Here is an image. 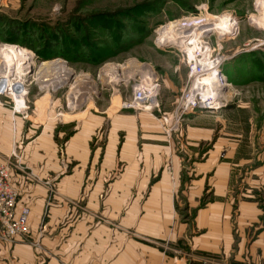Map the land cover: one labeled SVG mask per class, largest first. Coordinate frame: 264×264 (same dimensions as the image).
I'll use <instances>...</instances> for the list:
<instances>
[{"label": "crops", "instance_id": "obj_1", "mask_svg": "<svg viewBox=\"0 0 264 264\" xmlns=\"http://www.w3.org/2000/svg\"><path fill=\"white\" fill-rule=\"evenodd\" d=\"M45 95L26 115L0 99V159L20 142L41 178L12 170L41 248L0 242V264H264V173L200 152L206 128L171 136L153 114L111 104L64 139Z\"/></svg>", "mask_w": 264, "mask_h": 264}, {"label": "rangeland", "instance_id": "obj_2", "mask_svg": "<svg viewBox=\"0 0 264 264\" xmlns=\"http://www.w3.org/2000/svg\"><path fill=\"white\" fill-rule=\"evenodd\" d=\"M126 10L137 25L123 19L121 13ZM0 16L11 25L0 36V75L8 71L28 79L32 109L33 101L46 94L39 104L54 108V120L64 139L73 134L74 123L81 121L91 107L112 104L122 108L133 87L150 89L151 71L158 84L152 95H157L162 112L169 117V124L164 125L168 135L177 133L185 138L190 125L206 128L200 152L217 151L221 160L234 164L236 174L252 172L245 176L253 180L264 173V0H0ZM101 16H113L117 18L115 23L121 21L123 31L119 34L126 38L125 50L100 65L92 63L93 56L82 53L73 61L60 56V40L70 35L82 44V31L86 33L91 21ZM184 18L191 20L190 29L177 30L166 38L160 35L170 22ZM12 22H17L20 29L12 30ZM203 24L206 26L197 36L196 27ZM208 27L211 30L203 33L202 29ZM185 33L191 37L179 39ZM38 35L42 42L35 41L39 48L36 52L26 43ZM5 51L9 52L6 57L10 63L5 62ZM16 52L25 53L26 60H19ZM209 54L230 83L220 93H210L223 96L219 100L222 107L180 113L177 123L179 100L195 84L196 77L189 74L193 58L201 60ZM52 60L65 61L73 74L67 76L68 69L62 63L40 68L43 61ZM132 62L139 67L130 65ZM117 64L130 68L113 67ZM135 111L153 114L149 110ZM259 185L256 197L264 209V185Z\"/></svg>", "mask_w": 264, "mask_h": 264}, {"label": "built area", "instance_id": "obj_3", "mask_svg": "<svg viewBox=\"0 0 264 264\" xmlns=\"http://www.w3.org/2000/svg\"><path fill=\"white\" fill-rule=\"evenodd\" d=\"M201 60L200 58L197 60L196 57L195 59L193 58L194 64H191L189 74L190 77H196L195 84L191 86L190 93L183 95L179 100L176 108L177 123H179L181 117L179 115L180 113L182 114L186 111H194L196 109H219L222 107L214 102L213 95L202 91L203 84L201 88L199 87L200 90H195L194 88V86L201 84L203 81L206 69L217 62L216 60H212L210 54L209 57H204ZM187 61L190 63V58ZM208 62H210V65L207 64ZM155 80H157L156 77L149 80L151 88H146L148 92L144 88L133 87V93L122 101L121 107L123 109L149 110L153 114L157 112V115L154 114L155 117L161 123L163 122L164 125H168L169 117L162 112L157 95H152V90L158 87ZM29 94L28 79L18 74L2 71L0 75V99L1 97H8L11 100L14 114L23 113L26 115L27 110L30 108L28 102ZM218 102L220 101L218 100ZM21 144L15 141L10 155L5 159H0V242L7 245L28 242L36 247H41V241L33 237V230L30 223V208L28 206H19L20 189L15 186L12 180V170L19 169L29 178L41 181V178L24 164ZM46 184L50 186L51 182L46 181Z\"/></svg>", "mask_w": 264, "mask_h": 264}, {"label": "trees", "instance_id": "obj_4", "mask_svg": "<svg viewBox=\"0 0 264 264\" xmlns=\"http://www.w3.org/2000/svg\"><path fill=\"white\" fill-rule=\"evenodd\" d=\"M142 6V5H141ZM123 19H130L129 22L131 25H137L138 21L130 16V10L122 11ZM103 18V19H102ZM117 18L101 16L100 19L96 21H91L92 23L88 28H86V33L82 31V44L80 40H75L73 37L68 35L66 39L60 40L63 42L62 49L60 51V56L64 57L67 60L73 61V58L77 54H85L90 57H94L92 60L94 64L100 65L107 61L109 58L115 57L118 52L122 49L127 48L126 38L121 36L119 33L123 31L122 23L120 20H117L116 23L114 20ZM10 21L4 20L0 16V36L5 29H10ZM12 30L20 29L18 28L17 22H12ZM140 29V28H139ZM138 29V31H139ZM41 37L38 35L36 37L31 36L29 43H26V46L36 52H39V48L36 45V40L42 42ZM61 39L58 37V40ZM17 43H21L18 39L14 40ZM39 42V41H38ZM82 47V50H81ZM41 57V55H40ZM42 58H49L43 57ZM84 60L82 59V62Z\"/></svg>", "mask_w": 264, "mask_h": 264}, {"label": "bare ground", "instance_id": "obj_5", "mask_svg": "<svg viewBox=\"0 0 264 264\" xmlns=\"http://www.w3.org/2000/svg\"><path fill=\"white\" fill-rule=\"evenodd\" d=\"M204 21V20H203ZM203 21L201 20V22L203 23ZM199 22V21H198ZM198 22H196V23H198ZM188 23L190 24L191 23V20L189 19V18H184V19H180V20H177V21H172V22H170L169 24H168V26L167 27H164V28H162L161 29V31H160V35L163 37V38H166L167 36H169L171 33H174V32H177V30H181L182 31V29L184 28L185 30L186 29H190L189 27H190V25H188ZM194 24L195 26L197 25V24ZM206 23H208V22H206ZM213 25V24H212ZM202 26H206V24H203V25H201V26H199V27H196L197 29L196 30H198V32H196V35L197 36H199L202 32H200L199 31V29H201V27ZM176 30V31H175ZM203 30V33H206V32H208V31H210L211 29L208 27V29L206 30H204V29H202ZM183 32H184V30H183ZM186 32V31H185ZM183 34V33H182ZM186 34V33H185ZM177 35V34H176ZM189 35V36H188ZM184 37H191V35H190V33H187L186 35H180L179 36V39H181V38H184ZM187 40H189V39H187ZM186 42V41H185ZM188 45V44H187ZM10 47V46H9ZM5 53V57H6V54L8 53L9 54V52L8 51H5L4 52ZM16 53H19V54H17L18 56H17V58H20L19 60H26V58H27V56H26V54L24 53H20V52H16ZM16 57V56H15ZM6 61L5 62H9L10 63V61L8 60L9 58L8 57H6ZM16 60H18V59H16ZM24 62H26V61H24ZM19 63V62H18ZM20 63H22V62H20ZM56 63H62L63 65H64V67H66V69H68L67 71H65V73L66 74H68L67 76H69V75H72L73 74V72L71 71V69L70 68H68L65 64H66V62L65 61H63V60H52V61H43L42 62V64H41V66L42 67H40L41 69L42 68H47L48 66H50V65H54V64H56ZM136 63V62H135ZM208 64L210 65V62H208ZM219 64V63H218ZM217 64V62L215 63V64H213L211 67H209V68H207L206 69V72L204 73L206 76V80H205V82H203L202 84H203V86H202V84H199V85H196V86H194V88H195V90H200V88H201V86L203 87V89H204V93H208L209 95H210V93H212L213 91H215V92H218V93H220V90H222V88L224 89V88H227V87H229L230 86V83L227 81V79L224 77V75L222 74V69L220 68V66ZM28 65H29V63H28ZM32 65V64H31ZM130 65H132V66H134V67H139L137 64H134L133 62L132 63H130ZM130 65H128V66H123L122 64H117L116 66H113V67H115V68H118V69H128V68H130ZM108 66H112V65H108ZM32 67V66H31ZM30 67V68H31ZM144 67V66H143ZM2 68H3V66H2ZM1 68V69H2ZM114 68V69H115ZM149 71V70H148ZM149 73H150V79H152L153 77H154V75L151 73V71H149ZM65 77H66V75H65ZM77 80V79H76ZM200 87V88H199ZM57 88V87H56ZM221 97H223V96H221L220 94H218L217 96H213V98H214V102H216L217 104H220V102H218V100H220L221 99Z\"/></svg>", "mask_w": 264, "mask_h": 264}]
</instances>
